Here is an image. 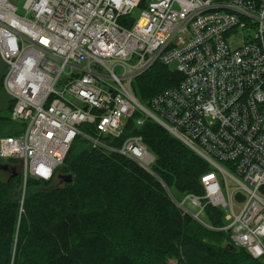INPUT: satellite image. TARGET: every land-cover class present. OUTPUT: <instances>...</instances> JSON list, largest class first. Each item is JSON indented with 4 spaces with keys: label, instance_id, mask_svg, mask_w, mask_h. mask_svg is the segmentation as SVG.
<instances>
[{
    "label": "built area",
    "instance_id": "obj_1",
    "mask_svg": "<svg viewBox=\"0 0 264 264\" xmlns=\"http://www.w3.org/2000/svg\"><path fill=\"white\" fill-rule=\"evenodd\" d=\"M23 10L0 0L2 87L11 121L24 124L0 139V163L16 161L23 184L54 181L82 135L150 172L140 137L116 149L78 127L118 138L133 115L136 125L151 119L210 167L204 196L175 205L264 260V0H26ZM156 61L182 81L143 106L131 83ZM202 201L221 210L222 227L202 221Z\"/></svg>",
    "mask_w": 264,
    "mask_h": 264
},
{
    "label": "trees",
    "instance_id": "obj_2",
    "mask_svg": "<svg viewBox=\"0 0 264 264\" xmlns=\"http://www.w3.org/2000/svg\"><path fill=\"white\" fill-rule=\"evenodd\" d=\"M133 21L121 23L129 28ZM181 81L179 71L156 61L133 79L131 90L146 106ZM12 106L9 101V112ZM136 117L126 120L118 138L98 137L93 125L78 128L116 149L140 137L154 156L150 172L81 135L59 168L69 183L53 187L55 181L29 177L23 184L19 171L0 180V264H264L228 243L227 233L205 228L175 205L171 195L204 196L200 177L210 167L154 121L136 125ZM22 131V124L0 117L1 138ZM203 212L210 227L224 225L221 210L205 205Z\"/></svg>",
    "mask_w": 264,
    "mask_h": 264
},
{
    "label": "rangeland",
    "instance_id": "obj_3",
    "mask_svg": "<svg viewBox=\"0 0 264 264\" xmlns=\"http://www.w3.org/2000/svg\"><path fill=\"white\" fill-rule=\"evenodd\" d=\"M12 3L17 7V14L20 15V16H24V10H23V6H24V3L26 0H11ZM140 9H134L131 13V16L134 20H136L138 17H139V14H140ZM174 65H172L173 67ZM6 71V67L5 65L1 62L0 60V81H1V77L3 76V74L5 73ZM118 75H119V72H118ZM11 99L9 98V96L6 95L3 87L1 86V82H0V117L1 118H4V119H10V112L9 110L7 109V105H8V102L10 101ZM19 124V123H18ZM21 124V123H20ZM2 137V136H1ZM0 137V138H1ZM1 164V163H0ZM8 166V165H7ZM9 167V166H8ZM10 168H13V167H10ZM18 169V170H17ZM14 172H20V167H16L14 168ZM17 170V171H16ZM59 170V169H58ZM9 173L11 172H5V171H1L0 170V180L1 181H5L9 175ZM66 174H63L62 172H60V170L58 171L57 173V177L56 179L54 180V185H52L53 187H57V186H61L63 184V180L60 179V176H64ZM221 184V187L222 189L224 190V187H223V183L220 182ZM228 186L230 187L231 186V183L228 182ZM173 199L177 200L176 202L180 203L182 199V197H174L173 195H171ZM202 221L206 223V220L205 218H202ZM227 242L229 243V239H226ZM217 244H221L223 245V241H220V242H217ZM171 264H174V263H171Z\"/></svg>",
    "mask_w": 264,
    "mask_h": 264
},
{
    "label": "water",
    "instance_id": "obj_4",
    "mask_svg": "<svg viewBox=\"0 0 264 264\" xmlns=\"http://www.w3.org/2000/svg\"><path fill=\"white\" fill-rule=\"evenodd\" d=\"M22 126H24V124H22ZM0 170L11 172L12 176L15 175L14 168H10L6 164H0ZM60 179H62L65 183H69L71 181V177L69 175L60 176Z\"/></svg>",
    "mask_w": 264,
    "mask_h": 264
}]
</instances>
